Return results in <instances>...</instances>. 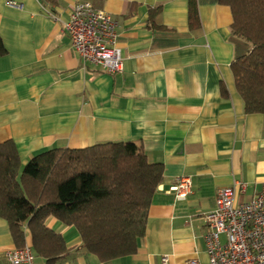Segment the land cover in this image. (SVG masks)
Wrapping results in <instances>:
<instances>
[{
	"label": "crops",
	"instance_id": "1",
	"mask_svg": "<svg viewBox=\"0 0 264 264\" xmlns=\"http://www.w3.org/2000/svg\"><path fill=\"white\" fill-rule=\"evenodd\" d=\"M83 1L118 23L116 74L72 49L66 23L75 0H0V144L14 143L22 169L50 149L140 141L164 173L136 253L100 262L78 249L75 228L48 217L68 249L52 264H209L203 214L215 209L217 190L246 184L238 201L247 202L264 186V115L244 112L231 71L250 47L232 35L219 0H196L195 29L188 0ZM178 178L190 182L185 199L167 192ZM11 249L0 218V264ZM33 264L47 263L34 256Z\"/></svg>",
	"mask_w": 264,
	"mask_h": 264
},
{
	"label": "trees",
	"instance_id": "2",
	"mask_svg": "<svg viewBox=\"0 0 264 264\" xmlns=\"http://www.w3.org/2000/svg\"><path fill=\"white\" fill-rule=\"evenodd\" d=\"M230 8L231 33L247 43L246 56L231 65L246 114L264 115V0H219ZM188 22L198 26L196 0ZM6 50L0 38V56ZM163 166L150 163L140 141H117L80 149H50L22 167L11 140L0 144V218L16 249L25 247L52 264L67 252L63 238L45 226L48 217L77 230L78 249L108 262L136 253L147 211L163 181Z\"/></svg>",
	"mask_w": 264,
	"mask_h": 264
},
{
	"label": "built area",
	"instance_id": "3",
	"mask_svg": "<svg viewBox=\"0 0 264 264\" xmlns=\"http://www.w3.org/2000/svg\"><path fill=\"white\" fill-rule=\"evenodd\" d=\"M9 6H16L12 1ZM118 23L106 12L96 10L90 2L75 0L66 30L71 47L83 63L99 66L109 75L122 70L123 59L116 44ZM189 180L178 178L167 192L175 199H185ZM246 184L217 190L215 209L203 214L208 228L204 235L209 264H264V186L247 202L238 198ZM4 264H33L31 249L4 252ZM166 263V258H162ZM188 264H199L191 260Z\"/></svg>",
	"mask_w": 264,
	"mask_h": 264
}]
</instances>
